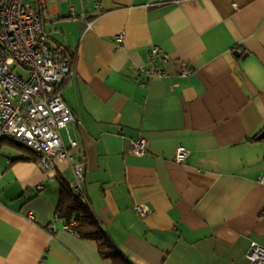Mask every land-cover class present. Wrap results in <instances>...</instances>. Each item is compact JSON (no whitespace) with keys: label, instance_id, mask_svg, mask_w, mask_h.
Masks as SVG:
<instances>
[{"label":"crops","instance_id":"obj_1","mask_svg":"<svg viewBox=\"0 0 264 264\" xmlns=\"http://www.w3.org/2000/svg\"><path fill=\"white\" fill-rule=\"evenodd\" d=\"M44 5L48 45L74 63L62 139L76 141L87 203L117 249L133 264H250V247L264 246V0ZM138 139L143 157L130 153ZM71 182L67 164L44 169L1 143L0 264H111L53 222Z\"/></svg>","mask_w":264,"mask_h":264},{"label":"built area","instance_id":"obj_2","mask_svg":"<svg viewBox=\"0 0 264 264\" xmlns=\"http://www.w3.org/2000/svg\"><path fill=\"white\" fill-rule=\"evenodd\" d=\"M44 1L0 0V140L27 148L44 169H49L54 161L67 164L73 174V182L68 184L72 194L85 198L83 158L73 152L77 149L76 141L69 138L66 146L61 135L73 122L63 91L72 80L74 63L63 49L51 48L47 43L42 29L46 13ZM116 41L117 48H121L123 35H118ZM160 52L158 47L152 48V63ZM141 73L152 72L142 70ZM181 74L187 76L190 72L184 69ZM155 75L164 73L156 71ZM130 153L145 156L146 141H132ZM187 156L178 147L175 162L181 164ZM36 190H42V186ZM134 211L139 215L150 213L145 205L136 206ZM53 222H62L57 212ZM63 225L73 233V222ZM247 257L250 264H264V246L254 243Z\"/></svg>","mask_w":264,"mask_h":264},{"label":"trees","instance_id":"obj_3","mask_svg":"<svg viewBox=\"0 0 264 264\" xmlns=\"http://www.w3.org/2000/svg\"><path fill=\"white\" fill-rule=\"evenodd\" d=\"M5 141L0 140V145ZM55 212L59 214L65 225L72 222L75 224L73 233L79 238L96 242L98 253L102 258L110 260L111 264H133L104 232L100 221L90 209L86 197L74 196L67 183L61 184L59 203Z\"/></svg>","mask_w":264,"mask_h":264},{"label":"water","instance_id":"obj_4","mask_svg":"<svg viewBox=\"0 0 264 264\" xmlns=\"http://www.w3.org/2000/svg\"><path fill=\"white\" fill-rule=\"evenodd\" d=\"M257 140H264V130L257 136Z\"/></svg>","mask_w":264,"mask_h":264}]
</instances>
